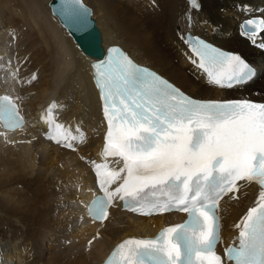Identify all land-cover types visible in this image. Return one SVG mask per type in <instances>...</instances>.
<instances>
[{"label": "bare ground", "instance_id": "obj_1", "mask_svg": "<svg viewBox=\"0 0 264 264\" xmlns=\"http://www.w3.org/2000/svg\"><path fill=\"white\" fill-rule=\"evenodd\" d=\"M84 2L93 9L106 51L122 45L136 61L200 99L264 101V49L242 36L240 25L249 16L264 17V0H200L201 9L191 12L186 0ZM186 33L239 52L256 65L257 77L243 88L210 86L188 58L181 39ZM94 60L52 14L49 0H0V95H17L29 116L39 119L13 134L0 124V264H102L124 238L151 237L184 217L137 216L117 206L104 222L87 215L91 166L102 154L105 134ZM54 97L60 118L83 137L76 151L42 136L41 105ZM121 166L120 159L111 160V171ZM241 185L240 198L226 197L220 207L228 239L260 191L254 183Z\"/></svg>", "mask_w": 264, "mask_h": 264}, {"label": "snow or ice", "instance_id": "obj_2", "mask_svg": "<svg viewBox=\"0 0 264 264\" xmlns=\"http://www.w3.org/2000/svg\"><path fill=\"white\" fill-rule=\"evenodd\" d=\"M187 4L189 12L202 7L199 0ZM58 12L83 30L93 15L82 0H59ZM187 19L191 21L190 14ZM259 33H264V18L241 26V35L264 49V38L257 41ZM181 39L192 54L189 60L210 86L243 88L258 75L240 54L199 37ZM92 69L108 124L102 155L120 158L122 166L109 171L107 164L96 165L103 196L89 205V215L94 221L106 220L117 198L125 209L142 215L187 214L184 223L163 229L153 239L122 241L106 264H264V103L195 99L137 65L118 47L109 48ZM55 108L53 103L47 109L46 138L60 144L61 134L53 126H64L50 119ZM0 124L10 130L23 125L17 105L7 95L0 96ZM117 180L118 186L109 191ZM240 182L256 183L260 191L233 226L239 230L238 245L225 248L221 256L216 251L221 241L219 204L229 194L238 199Z\"/></svg>", "mask_w": 264, "mask_h": 264}, {"label": "water", "instance_id": "obj_3", "mask_svg": "<svg viewBox=\"0 0 264 264\" xmlns=\"http://www.w3.org/2000/svg\"><path fill=\"white\" fill-rule=\"evenodd\" d=\"M187 1V0H186ZM82 2L92 11L93 9L82 0ZM200 2V0H199ZM201 3V2H200ZM49 6L52 14L57 17L59 22L73 36L79 47L90 56L103 60L106 50L103 46L102 31L97 25L96 19L92 15L91 22L86 30L78 29L70 19H64L59 15V0H49ZM94 22V23H93Z\"/></svg>", "mask_w": 264, "mask_h": 264}]
</instances>
